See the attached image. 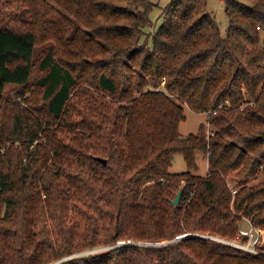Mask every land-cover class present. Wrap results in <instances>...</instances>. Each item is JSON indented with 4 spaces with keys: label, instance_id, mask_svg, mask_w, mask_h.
Masks as SVG:
<instances>
[{
    "label": "trees",
    "instance_id": "1",
    "mask_svg": "<svg viewBox=\"0 0 264 264\" xmlns=\"http://www.w3.org/2000/svg\"><path fill=\"white\" fill-rule=\"evenodd\" d=\"M247 1L225 0L222 37L206 0H170L151 34V0H0V264L182 235L56 264H264V244L251 254L199 236L235 238L242 218L264 230V0ZM163 79L196 113L229 99L207 116L213 136L179 133L182 103L154 90ZM175 154L187 171H169ZM258 173L231 193L228 175Z\"/></svg>",
    "mask_w": 264,
    "mask_h": 264
},
{
    "label": "rangeland",
    "instance_id": "2",
    "mask_svg": "<svg viewBox=\"0 0 264 264\" xmlns=\"http://www.w3.org/2000/svg\"><path fill=\"white\" fill-rule=\"evenodd\" d=\"M239 1L240 3L244 4V5H247L249 6L251 3L247 0H237ZM152 4H153V7H152V11L150 13V19H151V25L148 26V27H145L144 30L146 33H153L158 27L159 25L161 24L162 22V17L161 15L163 14V11L165 9V7L168 5V3L170 2V0H151ZM224 3H225V0H206V7H205V11L207 13L210 14V16H212L214 18V20L216 21L218 27H219V30H220V34L222 37H225L226 36V30H227V27H228V19L225 15V12H224ZM36 53L39 54V51L38 49L36 50ZM145 77V80H149V77L148 76H144ZM129 77L126 76V80L128 79ZM86 85H84L83 83L79 85V87L77 88L80 89V88H87L85 87ZM164 86H165V80L163 79L161 81L160 84H157L155 87H154V90H163L165 91L164 89ZM151 87V86H150ZM89 89V88H87ZM90 95L94 97V95L96 96H99L98 98L100 99H103L104 102L106 104H109V106H111L112 108H115L116 104L113 103V100L107 96L106 94H104V92L102 91H99L95 88H91L90 87ZM94 95H93V93ZM165 93L168 95L169 98H171L172 100H174L175 102L181 104V106L183 107V111H184V114H185V120L180 122L179 124V133L182 135V136H187L188 134L190 133H196L197 130H198V127L200 125L204 126L205 127V123L207 121V114L206 113H196L194 111H192L190 109V106L185 103V102H178L177 100L174 99V94L173 93H169V92H166ZM36 95H39L40 92L38 90H36ZM75 95V99L78 101L77 103V107L83 109L86 111L85 108H82V106L85 104V105H88L89 103H86L85 102V96L83 94H80L79 93H74ZM33 102L34 104H38L40 103V99L39 97H36L33 99ZM19 106V104H17ZM16 105V106H17ZM212 127V126H211ZM72 133L71 132H68V131H64L62 133V135H67V136H70ZM61 135V136H62ZM45 146V145H44ZM206 154H204L203 152H197L195 153V163H196V166L197 168L195 170H192V172L194 174H198V175H205L208 171V164H207V158H206ZM12 158H14L12 156ZM93 165L92 161L90 160H87L85 159L84 162H80V165H74L73 168V172H75V176H81V171L83 172H87L89 171V167ZM188 170V167L182 157L181 154H175L174 157H173V160H172V164L169 168V171L172 172V173H180V172H184V171H187ZM87 178V176H85ZM95 177V176H94ZM261 178V173H258L256 175L255 178L253 179H247V180H241L233 175H228L226 180L228 182V184L230 186H233V187H236L237 184L239 183H246V184H252V183H255L257 182L259 179ZM90 183H93V181L95 182L94 179H88ZM70 187L72 188V190H74L76 187H78V184H76L74 181H68ZM75 192V191H73ZM3 209H4V206H2V213H3ZM72 213H74L73 209H72ZM246 218H242L241 221L239 222V225H238V231L239 229H247L248 228V223L247 221L245 220ZM199 236H207V235H199ZM210 237H217V238H221V239H224V240H228V241H242L243 238L239 237V233L236 235L235 238H229V237H223V236H220V235H209ZM173 240V239H172ZM171 241V240H169ZM167 241H162V242H156V243H150V242H143V241H117L115 244H109V245H105V246H99V247H96V248H89V249H86V250H83L81 252H77V253H74V254H71V255H68V256H65L55 262H52L51 264H56L60 261H63V260H66L68 258H71V257H75V256H82V255H90V254H94L96 252H100V251H104V250H108V249H111L113 247H116V246H119V245H124V244H135V245H140V246H145V245H152V246H157V245H164ZM263 244H264V240H263Z\"/></svg>",
    "mask_w": 264,
    "mask_h": 264
},
{
    "label": "built area",
    "instance_id": "3",
    "mask_svg": "<svg viewBox=\"0 0 264 264\" xmlns=\"http://www.w3.org/2000/svg\"><path fill=\"white\" fill-rule=\"evenodd\" d=\"M175 97V95H174ZM253 103V102H250ZM245 106V102L241 103L238 108L239 110H242ZM222 108H230V102L228 98H225L224 100H222L215 109H222ZM215 109H209L206 110L203 113H206L207 116L214 112ZM211 125L208 121H206L205 123V129H206V136L207 139H209L210 136H213V131H211ZM160 180H164L163 178ZM231 193H235V188L233 186H230L228 184ZM248 223V228L247 229H239V237L243 238L242 241H228V240H224L221 238H217V237H210V236H203V237H208V238H212L218 242L221 243H225L228 244L236 249H239L241 251L244 252H248L251 254H256L258 252V247L261 246L263 244V240H264V230L255 227L248 219H245Z\"/></svg>",
    "mask_w": 264,
    "mask_h": 264
},
{
    "label": "water",
    "instance_id": "4",
    "mask_svg": "<svg viewBox=\"0 0 264 264\" xmlns=\"http://www.w3.org/2000/svg\"><path fill=\"white\" fill-rule=\"evenodd\" d=\"M102 162L105 164V160H102ZM181 193H182V189L178 190L175 198L171 202L173 205H177L179 203ZM191 236H198V235H191ZM185 237H187V236L186 235L178 236V237L174 238L173 240L166 242L165 244L172 243L174 241L180 240V239L185 238Z\"/></svg>",
    "mask_w": 264,
    "mask_h": 264
}]
</instances>
